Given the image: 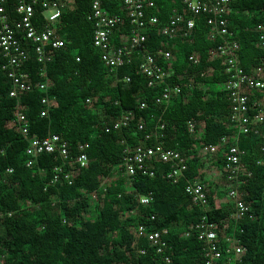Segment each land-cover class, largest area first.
Masks as SVG:
<instances>
[{
    "label": "trees",
    "instance_id": "trees-1",
    "mask_svg": "<svg viewBox=\"0 0 264 264\" xmlns=\"http://www.w3.org/2000/svg\"><path fill=\"white\" fill-rule=\"evenodd\" d=\"M93 1L67 0L55 27L65 46L53 51L46 64L39 63L33 44L17 32L29 52L22 67L31 77L29 92L11 97L13 84L0 61V264H167L148 241L137 239L135 230L140 225L169 231L171 264H204L201 243L195 236H185L202 216L185 192L187 181L195 179L205 182L208 216L217 223L221 238L238 228L235 237L246 251L245 264H264V131L262 136L238 138L239 147L246 151L243 163L251 173L241 187L250 214L239 223L231 218L234 205L224 200L228 191L225 151L216 156L202 153L223 137L238 136L229 124L228 95L217 89L224 77L217 74L222 63L212 53L221 39H209L207 17L196 18L192 39L169 41L158 29L148 35L152 48L166 44L172 53L170 82L182 87L179 96L158 103L161 88L148 86L138 70L139 60L115 73L104 65L93 45L94 26L88 21ZM100 1L109 13L123 15L119 2ZM154 2L160 26L177 14L190 17L182 0ZM16 7L17 0H7L6 10L13 20L19 17ZM44 18L38 7L35 23L43 25ZM229 22L240 45L237 61L245 73L253 74L264 63L263 33L258 31L264 26V0H237ZM128 30L125 26L122 31ZM113 40L118 43V35ZM192 55L197 65L189 63ZM45 81L51 86L42 91L40 84ZM259 98L264 100V95ZM45 99L48 106L43 104ZM18 112L28 120L30 139L60 136L68 144L70 160L47 154L35 160L28 157L30 139L20 131ZM128 112L134 114L128 127L106 132ZM189 122L197 124L198 137L191 133ZM161 126L164 138L148 141L147 136ZM123 142L132 148L162 143L180 152L189 170L178 183L168 178L171 167L163 163L155 165L153 177L127 178ZM80 144L89 145L87 168L75 161ZM30 160L34 163L28 167ZM56 168L72 172V184L64 175L55 183ZM210 170L220 178L207 180ZM148 196L153 201L144 207L140 199Z\"/></svg>",
    "mask_w": 264,
    "mask_h": 264
},
{
    "label": "built area",
    "instance_id": "built-area-1",
    "mask_svg": "<svg viewBox=\"0 0 264 264\" xmlns=\"http://www.w3.org/2000/svg\"><path fill=\"white\" fill-rule=\"evenodd\" d=\"M121 4V14H111L104 9L100 0L92 2L88 21L94 26L93 45L101 52L102 61L110 72L115 73L133 60H139L138 70L148 80L151 88L160 87L161 95L158 103H168L173 97L182 93L180 84L170 82L174 74L173 55L166 48V44L159 47H151L148 35L158 29L161 36L169 41L178 38L192 39L196 27V18L207 17L208 26L211 28L209 39H221V44L212 53L213 59L221 60L222 66L218 75L224 77L222 90H224L230 102L229 124L236 130L238 136L223 137L218 144L203 148V155L216 156L219 151H225L224 172L227 184L226 202L234 205L235 211L232 219L239 223L250 214V207L244 201V193L241 187L245 184V177L251 173L243 163L246 151L238 144L241 135L255 134L262 136L264 131V63L253 74H247L237 61V53L240 50L239 43L234 39L230 31L229 15L232 13L233 5L237 0H182L190 17L182 14L174 15L164 26H160L159 18L154 14L156 5L154 0H114ZM7 0H0V61L4 63L3 69L7 72L13 84L11 97L16 98L18 94L29 92L32 88L31 77L23 72L22 67L29 59V52L22 46L17 37L21 32L25 40L33 44L39 63L46 64L52 59V52L64 48L65 41L55 29V24L62 17L67 8L64 0H17L16 13L18 19L13 20L6 10ZM44 13L43 25H37V8ZM50 11L47 17L45 12ZM128 26L125 33L123 28ZM258 31L263 33L264 26H259ZM118 35V43L114 36ZM195 56L189 57V63L197 65ZM214 74V69L210 71ZM46 78V73H42ZM129 83L130 79H126ZM51 86L50 81L40 84L42 91H47ZM89 102V101H88ZM49 105L48 99L43 101ZM146 105L142 104L141 108ZM47 111H43L45 117ZM134 119L133 112L124 114L106 129V132L121 130L129 126ZM17 122L22 135L30 139L29 125L26 116L18 112ZM197 124L189 122V129L193 135L196 134ZM139 129L142 131L144 125ZM164 126L158 127L156 132L147 136V140H162ZM200 136V135H199ZM124 148V174L127 178L136 175L154 176V167L163 163L171 167L168 178L178 183L185 178L189 170L186 158L176 150L166 148L162 143L154 146L139 145L130 147L123 142ZM88 144H80L76 163L80 168H87L89 159L86 154ZM264 150V149H263ZM28 157L37 159L39 156L58 155L65 162L70 160L69 147L58 135H52L44 139L31 138L26 150ZM30 160L28 167L33 165ZM54 182H59L64 175L65 180L72 184L73 173H65L64 169L56 168ZM12 173V171H11ZM186 194L191 198L194 206L199 207L202 213L201 219L192 225L186 232V238L195 236L203 246L204 264H245V249L240 245V240L235 237L237 229L232 235L221 238L218 225L209 216V199L205 182L199 179L188 180L185 186ZM153 201L152 196L141 197L140 203L148 207ZM251 217V215H250ZM252 218V217H251ZM155 218L152 217L151 221ZM138 240L148 241L157 254L164 257V262L171 264L169 255L170 246L167 242L169 231L153 230L148 225H140L135 230ZM145 255V250H140Z\"/></svg>",
    "mask_w": 264,
    "mask_h": 264
},
{
    "label": "rangeland",
    "instance_id": "rangeland-1",
    "mask_svg": "<svg viewBox=\"0 0 264 264\" xmlns=\"http://www.w3.org/2000/svg\"><path fill=\"white\" fill-rule=\"evenodd\" d=\"M66 2H67V0H64V3H66ZM45 14H46L47 17H50L51 16V12L50 11L45 12ZM56 25H57V23L55 24V27H56ZM221 88H222V86H218L217 87V89H221ZM211 172H212L211 170L209 172H207L208 173L207 176H211L212 174H214V173H211ZM215 178L216 179H219L220 178V175H215ZM226 199H227V197L224 200H226Z\"/></svg>",
    "mask_w": 264,
    "mask_h": 264
},
{
    "label": "crops",
    "instance_id": "crops-1",
    "mask_svg": "<svg viewBox=\"0 0 264 264\" xmlns=\"http://www.w3.org/2000/svg\"><path fill=\"white\" fill-rule=\"evenodd\" d=\"M212 173V172H211ZM214 174H212L211 176H207V180H209V181H213V180H215L216 178H215V175L213 176ZM213 178H215V179H213Z\"/></svg>",
    "mask_w": 264,
    "mask_h": 264
}]
</instances>
